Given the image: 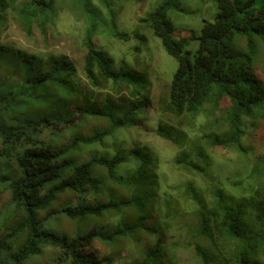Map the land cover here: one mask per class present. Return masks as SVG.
Listing matches in <instances>:
<instances>
[{"label":"trees","instance_id":"1","mask_svg":"<svg viewBox=\"0 0 264 264\" xmlns=\"http://www.w3.org/2000/svg\"><path fill=\"white\" fill-rule=\"evenodd\" d=\"M56 1L0 0V20L7 22L13 6L30 33ZM173 9L178 0H158L146 20L178 61L162 110L181 126L160 122L157 134L178 149L174 166L205 177L209 188L171 185L153 148L130 136L143 130L151 81L122 62L116 67L114 56L97 48L94 28L85 38L82 78L67 56L12 45L13 67L0 73V264H24L46 246L60 251L52 264H115L113 253L90 249L95 242L111 248L114 237L129 233L124 243L143 246L139 264H182V251L199 264H264V155L256 159L263 170L250 197L238 199L210 173L212 149L245 152L242 141L264 113V0H219L201 34L180 38ZM117 131L128 146L109 141ZM111 210L125 211L123 229L104 223ZM54 216L57 226L62 218L75 223V232L45 229ZM88 221L94 224L83 229Z\"/></svg>","mask_w":264,"mask_h":264},{"label":"rangeland","instance_id":"2","mask_svg":"<svg viewBox=\"0 0 264 264\" xmlns=\"http://www.w3.org/2000/svg\"><path fill=\"white\" fill-rule=\"evenodd\" d=\"M57 0L54 13L48 14L44 22H35L30 33L24 28L16 10L10 6L6 13L7 22L0 20V73L8 72L13 67L15 53L12 45L29 52H42L55 56H67L77 66L80 76L84 77L83 68L87 47L85 38L94 28V39L97 48L112 54L116 60V67L121 62L137 72L146 73L151 81L150 107L141 116L143 130L137 135L148 143L154 154L160 158L159 168L167 172L171 185L181 186L186 182L194 181L204 191L207 180L198 174L189 173L173 164L178 149L157 134L160 122L169 125L181 126L179 119H173L169 113L162 110L167 101L173 75L178 67L176 58L170 56L163 47L162 41L154 36L147 23V18L154 12L158 0ZM180 9H173L169 17L176 29V36L181 37L186 33L195 32L201 34L204 22H213L218 13L219 0H178ZM19 2L15 7H19ZM117 25V29L115 26ZM118 32H127L129 40L119 39L113 36ZM137 35V37H136ZM199 48V41L193 40L189 50L194 55ZM260 75L264 73L259 70ZM111 85H106V91H110ZM65 140L67 137L65 136ZM64 140V141H65ZM109 141L114 144L128 146L122 133L117 131ZM245 152L226 149H212V164L210 167L211 179L216 185L236 196L238 199L250 197L258 187V174L263 167L257 166L256 159L264 155V113L256 117V124L250 126L246 137L242 141ZM89 152L81 155L82 161L89 159ZM57 208V203L53 204ZM124 210L117 213L109 211L103 218L105 224L110 223L113 229L122 228L126 224ZM59 218L54 216L45 229L59 234L72 235L75 231V223L62 218L59 226ZM84 222L82 228L91 227L93 222ZM59 230V231H58ZM131 231H137L133 229ZM129 233L127 235H131ZM127 235L114 237L109 246L95 242L91 251H98L100 255H107L116 259L115 264H139L141 254L137 253L142 244L135 247L132 243H124ZM132 234L131 236H133ZM146 241L144 246L147 245ZM113 253V255H112ZM60 251L51 246L43 248V252L32 255L24 261V264H52L58 262ZM182 264H199V260L191 251L180 253ZM53 263V264H55ZM61 264H64L61 262ZM66 264V263H65Z\"/></svg>","mask_w":264,"mask_h":264}]
</instances>
